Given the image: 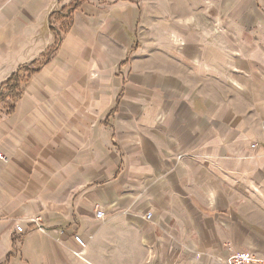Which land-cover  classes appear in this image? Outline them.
I'll use <instances>...</instances> for the list:
<instances>
[{
	"label": "crops",
	"instance_id": "crops-1",
	"mask_svg": "<svg viewBox=\"0 0 264 264\" xmlns=\"http://www.w3.org/2000/svg\"><path fill=\"white\" fill-rule=\"evenodd\" d=\"M72 1L0 0V84ZM263 4L81 0L0 106V264L264 262Z\"/></svg>",
	"mask_w": 264,
	"mask_h": 264
},
{
	"label": "trees",
	"instance_id": "trees-1",
	"mask_svg": "<svg viewBox=\"0 0 264 264\" xmlns=\"http://www.w3.org/2000/svg\"><path fill=\"white\" fill-rule=\"evenodd\" d=\"M81 0H73L69 5L52 12L54 19L60 20L59 27L50 24L56 37L54 43L42 54L40 59L20 65L10 76L0 84V102L4 104L6 112H10L15 105V101L22 95L23 86L29 77L46 64L52 54L57 50L63 35L68 31L72 23V13Z\"/></svg>",
	"mask_w": 264,
	"mask_h": 264
},
{
	"label": "rangeland",
	"instance_id": "rangeland-1",
	"mask_svg": "<svg viewBox=\"0 0 264 264\" xmlns=\"http://www.w3.org/2000/svg\"><path fill=\"white\" fill-rule=\"evenodd\" d=\"M252 2V0H250ZM264 5V4H263ZM262 6V3H261ZM256 85V84H255ZM260 93H258V96H260ZM263 98L261 99L259 97L258 102H254V106L256 107L255 110H261L264 109V91L262 92ZM251 94L255 99H257V92L256 89L251 91ZM0 106H4L3 103L0 104ZM255 112V111H254ZM259 124V126H257ZM250 125L254 129V136L252 138L253 143L250 145L249 153L256 154V150L259 148L261 150L260 154L264 155V113H254L250 116ZM257 129V130H256ZM258 136V137H256Z\"/></svg>",
	"mask_w": 264,
	"mask_h": 264
},
{
	"label": "built area",
	"instance_id": "built-area-1",
	"mask_svg": "<svg viewBox=\"0 0 264 264\" xmlns=\"http://www.w3.org/2000/svg\"><path fill=\"white\" fill-rule=\"evenodd\" d=\"M0 159L3 161L6 159L4 154H2L1 152H0ZM96 214L100 217L104 216V212L98 208L96 209ZM144 218L146 220H150L151 213L149 212L145 213ZM16 230L21 232L22 227L20 225H17ZM73 239L76 242V244L80 247L79 250L74 251V254L80 257L82 255V249L85 246V241L77 234L73 236ZM226 264H264V262H257L248 252H240L233 254L230 260Z\"/></svg>",
	"mask_w": 264,
	"mask_h": 264
}]
</instances>
